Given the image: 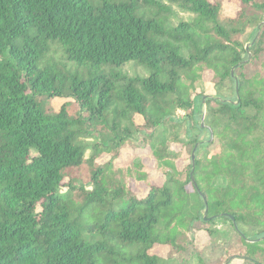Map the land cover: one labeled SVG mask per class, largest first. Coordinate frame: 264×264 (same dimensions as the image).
Listing matches in <instances>:
<instances>
[{"label": "trees", "instance_id": "obj_1", "mask_svg": "<svg viewBox=\"0 0 264 264\" xmlns=\"http://www.w3.org/2000/svg\"><path fill=\"white\" fill-rule=\"evenodd\" d=\"M238 4L0 0V264H264V0Z\"/></svg>", "mask_w": 264, "mask_h": 264}, {"label": "rangeland", "instance_id": "obj_2", "mask_svg": "<svg viewBox=\"0 0 264 264\" xmlns=\"http://www.w3.org/2000/svg\"><path fill=\"white\" fill-rule=\"evenodd\" d=\"M239 8L238 0H222V12L225 16H234L236 11ZM178 18L182 19H189L190 17L186 14H182L177 12ZM245 40L247 41L245 47L249 45L248 40L250 39V36L248 33L244 35ZM250 46V45H249ZM122 71L125 72L128 75H144V71L140 67H136L134 64L129 63L122 67ZM198 93H205V94H211L212 93V84L209 81L208 74L205 75V80L201 83V85H198ZM64 101V99L56 98L52 100V104L54 107L58 108L61 103ZM140 118L136 119L137 123H140ZM171 147L175 150H178L180 148L179 144H172ZM90 154L89 151L86 152V156L88 157ZM109 156L106 154L101 155L97 161L102 163L106 160H108ZM141 160L143 161L149 168L153 167V160L152 156L150 154V151L147 147H140V148H124L120 151L119 155L115 159L116 164H126L131 163L133 161ZM177 166L181 167L183 165V162L177 161ZM150 178L151 182L155 185H160L163 181V177L158 174L155 171L150 172ZM68 179H74L77 182L85 181V170L79 169L77 171L70 172V176ZM147 188L143 186L142 184L139 185V187H136L135 191L138 194L139 197H142L145 194V191ZM217 228L220 231H225L227 233L228 240H232L233 232L231 230L230 225L227 222H219L217 225ZM232 236V237H231ZM223 236L220 237L219 240L216 242H211L208 239V236L203 231H197L195 234V244L198 248L202 249L203 256L205 259L211 263H215L218 261V257L221 253V249L223 247ZM227 241V238H226ZM152 252L160 254L162 256L166 255L167 248L165 246H155L152 249ZM242 262L238 259H233L229 264H241Z\"/></svg>", "mask_w": 264, "mask_h": 264}, {"label": "water", "instance_id": "obj_3", "mask_svg": "<svg viewBox=\"0 0 264 264\" xmlns=\"http://www.w3.org/2000/svg\"><path fill=\"white\" fill-rule=\"evenodd\" d=\"M245 48H246V50L248 51V49H249V45H247ZM202 120H203V116H202L201 122H202ZM201 125L203 126V123H201ZM191 159H192V161L194 160V154H193V151H192ZM204 218H206V217H204ZM230 218H231L232 221H233V217H232L231 215H230ZM233 223H234V221H233Z\"/></svg>", "mask_w": 264, "mask_h": 264}]
</instances>
